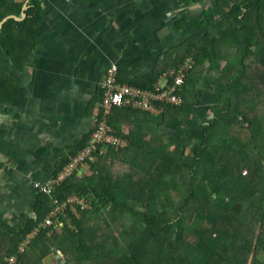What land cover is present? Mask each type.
Masks as SVG:
<instances>
[{"label": "trees", "instance_id": "16d2710c", "mask_svg": "<svg viewBox=\"0 0 264 264\" xmlns=\"http://www.w3.org/2000/svg\"><path fill=\"white\" fill-rule=\"evenodd\" d=\"M212 3L224 19L213 25L214 35L194 39L187 54L193 51L195 63L201 57L216 65L228 61L221 68L220 97L196 133L182 118L195 110L198 98L185 97L191 94L189 76L179 91L181 106H164L158 122L155 114L115 111L110 125L128 141L125 149L104 148L87 161L90 170L82 178L77 173L51 197L39 195L36 219L16 235L19 240L10 237L13 246L5 256L17 252L19 243L55 208V200L79 196L93 209H67L72 223L61 216L63 227L42 230L32 242L34 249L43 244L40 255L31 250L29 262L25 256L30 245L18 264H41L49 247L67 255L64 244L85 252L74 259L64 256L65 264H264V0ZM23 5L0 0V22L10 15L21 17ZM231 6L233 15L226 11ZM25 13L23 21L10 18L0 25V106L16 92L10 75L13 48L27 45L23 32L38 22L39 0H30ZM116 162L129 172L112 173L107 167ZM108 209L107 218L101 219ZM109 218L122 221L119 237L102 231ZM85 222L94 228L87 229ZM63 234L69 242L62 245Z\"/></svg>", "mask_w": 264, "mask_h": 264}, {"label": "crops", "instance_id": "0c3cea01", "mask_svg": "<svg viewBox=\"0 0 264 264\" xmlns=\"http://www.w3.org/2000/svg\"><path fill=\"white\" fill-rule=\"evenodd\" d=\"M16 1L24 4L21 17L16 16L23 21L30 0ZM39 3L38 22L23 32L27 45L13 48L10 75L16 92L0 106V264L13 246L10 237L19 240L16 235L36 219L34 203L43 195L36 186H48L68 158L92 144L101 110L99 85L107 69L116 65L121 82L149 87L189 55L194 39L214 35L213 25L222 17L212 0ZM213 65L201 57L189 78L191 94L185 97L198 98L195 110L182 118L194 134L220 97L221 72ZM155 115L158 122L161 114ZM88 168L81 167L78 176ZM31 246L25 256L29 262L31 250L40 255L43 244Z\"/></svg>", "mask_w": 264, "mask_h": 264}, {"label": "built area", "instance_id": "2783aa9c", "mask_svg": "<svg viewBox=\"0 0 264 264\" xmlns=\"http://www.w3.org/2000/svg\"><path fill=\"white\" fill-rule=\"evenodd\" d=\"M194 68L193 56L185 57L180 64L170 68L166 73L159 76L152 88L125 84L119 79L118 66L109 67L100 82L102 101L99 124L93 133V142L87 148L79 152L73 161L63 169L57 179L48 186L37 185L43 195L52 196L53 193L68 178L78 173L87 161L94 158L97 153L103 154L104 148H112L114 151L125 149L128 141L115 134L110 125L111 117L119 109H132L149 114H158L164 106L179 107L183 98L179 91L183 87L186 74ZM55 208L36 226L19 245V254L7 258L6 264H18L20 255L27 251L34 239L41 233L57 223H61L60 217H65L68 208L80 207L83 210L90 208V203L78 196H72L59 202L54 201Z\"/></svg>", "mask_w": 264, "mask_h": 264}, {"label": "rangeland", "instance_id": "374dc122", "mask_svg": "<svg viewBox=\"0 0 264 264\" xmlns=\"http://www.w3.org/2000/svg\"><path fill=\"white\" fill-rule=\"evenodd\" d=\"M235 9V7L234 6H231L229 9H226L227 11L229 10V11H232V10H234ZM215 10L217 11V9L215 8ZM221 10H222V7H221ZM219 16H221V15H219ZM222 19H224V16H222L221 18H218V20H216L215 21V24L216 23H221L223 20ZM230 51V50H229ZM233 51H235V50H233ZM238 51V50H237ZM227 61H228V59L226 58V59H221L220 60V65H216V66H212L213 67V69L214 68H216L217 69V71L218 72H221V70H220V68H223L225 65H226V63H227ZM214 63V62H213ZM233 70V68L231 67V69H230V72H229V75H231V71ZM168 70H166L165 72H163V73H166ZM192 71H193V69L192 70H190L187 74H186V77H185V80L184 81H186V79L188 78V76H189V78H190V76H191V73H192ZM163 73H161L160 75H162ZM159 75V76H160ZM159 76H158V78H157V80L159 79ZM233 76V75H232ZM156 80V81H157ZM183 89V87L180 89V90H182ZM214 96V95H213ZM206 97H208V96H206ZM239 120H240V118H239ZM187 133H189V131L187 132ZM109 149H112V148H109ZM95 161H97V159L95 160ZM107 168H109L111 171H112V173L114 172V173H116L117 175H121V174H126V173H128L129 172V169H128V167L127 166H124V165H122V164H119L118 162H116L115 164H111V167H107ZM89 169V168H88ZM245 174H246V172H242V176H245ZM48 197H51V196H48ZM72 197V196H71ZM79 197V196H78ZM177 199H179V197L177 198ZM69 209V208H68ZM73 210H76V209H78V207L76 206V207H73L72 208ZM93 209V206H92V204H90V208H88V209H86V211H91ZM108 211H109V209L108 210H106L100 217H101V219H106L107 218V215H108ZM65 217H67L66 216V213H65ZM91 219V222H93V224H95L96 223V218H95V216H92V218H90ZM109 222V225L108 226H105V231L104 230H102L104 233H108V234H110V233H112V231L114 232V234H115V236H117V237H119L118 236V234L119 235H121V232L119 231V230H122V221L121 220H119L117 223H115L111 218H109V220H108ZM67 223L68 224H71L72 223V220L70 219V218H68L67 217ZM83 225H85L86 226V228L87 229H89V230H91V229H93L94 228V226L93 225H89L87 222H85ZM116 232V233H115ZM256 234H257V231H256ZM68 238V235L67 234H63V236L61 237V243H62V245L67 241V243L69 242V239H67ZM120 239V238H119ZM100 240H102V239H100ZM121 240V239H120ZM104 241H106L107 242V239H105L104 237H103V242ZM86 242V240L84 241V243ZM113 242H115L116 243V241L113 239ZM110 244V243H109ZM109 244H107V245H109ZM118 243H116V245H117ZM115 245V246H116ZM63 246H65V248H63L64 250H65V253L67 254V255H64L65 257H71L72 256V258L71 259H74V258H77V257H79L81 254L83 255L84 253H80V249L78 248V247H73V248H70L69 246H68V244H67V246H66V244H64ZM81 246H84V245H81ZM54 249H56V248H54ZM55 253H54V252ZM50 253H53V254H56V255H49ZM40 254V253H39ZM42 256H43V261L41 262V264H59L58 263V261L59 260H61V264H65V262H66V260H65V257L64 256H62L61 254H59V251L57 252V250H53V248H51L50 249V247L49 248H45L44 249V251H43V253L41 254ZM48 257H49V259H48Z\"/></svg>", "mask_w": 264, "mask_h": 264}, {"label": "water", "instance_id": "95a60500", "mask_svg": "<svg viewBox=\"0 0 264 264\" xmlns=\"http://www.w3.org/2000/svg\"><path fill=\"white\" fill-rule=\"evenodd\" d=\"M23 15H25V14H23ZM10 18L20 19V18H17L16 16H10V17L5 18L3 21H1L0 25H2L4 22H6Z\"/></svg>", "mask_w": 264, "mask_h": 264}, {"label": "clouds", "instance_id": "9594fccd", "mask_svg": "<svg viewBox=\"0 0 264 264\" xmlns=\"http://www.w3.org/2000/svg\"><path fill=\"white\" fill-rule=\"evenodd\" d=\"M189 55H191V54H189ZM189 55H187V56H189ZM187 56H186V57H187ZM181 62H182V61H181ZM181 62H180V63H181ZM180 63H179V64H180ZM176 66H177V65H176Z\"/></svg>", "mask_w": 264, "mask_h": 264}, {"label": "flooded vegetation", "instance_id": "af4514ba", "mask_svg": "<svg viewBox=\"0 0 264 264\" xmlns=\"http://www.w3.org/2000/svg\"><path fill=\"white\" fill-rule=\"evenodd\" d=\"M213 1V0H212Z\"/></svg>", "mask_w": 264, "mask_h": 264}]
</instances>
